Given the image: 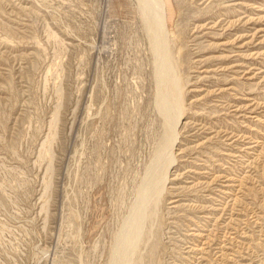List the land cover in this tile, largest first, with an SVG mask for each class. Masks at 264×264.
<instances>
[{
    "label": "rangeland",
    "instance_id": "obj_1",
    "mask_svg": "<svg viewBox=\"0 0 264 264\" xmlns=\"http://www.w3.org/2000/svg\"><path fill=\"white\" fill-rule=\"evenodd\" d=\"M149 2L0 0V264H264V0Z\"/></svg>",
    "mask_w": 264,
    "mask_h": 264
},
{
    "label": "bare ground",
    "instance_id": "obj_2",
    "mask_svg": "<svg viewBox=\"0 0 264 264\" xmlns=\"http://www.w3.org/2000/svg\"><path fill=\"white\" fill-rule=\"evenodd\" d=\"M149 6L151 8V11H153V13L155 15V17H154L156 20L155 22L157 23V28L159 30L161 37H162L164 34H166L164 3L162 2V0H150ZM168 162H169V160H168ZM168 164H170V162Z\"/></svg>",
    "mask_w": 264,
    "mask_h": 264
}]
</instances>
